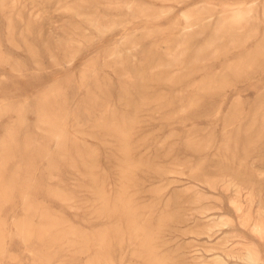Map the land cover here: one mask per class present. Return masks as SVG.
I'll list each match as a JSON object with an SVG mask.
<instances>
[{
    "label": "rangeland",
    "instance_id": "rangeland-1",
    "mask_svg": "<svg viewBox=\"0 0 264 264\" xmlns=\"http://www.w3.org/2000/svg\"><path fill=\"white\" fill-rule=\"evenodd\" d=\"M263 1L0 2V155L10 153L0 159V192L6 194L0 198V264H41L42 255L46 264H94L95 246L82 242L105 221L96 216L93 177L113 197L126 189L142 215L155 220L174 213L162 228L152 226L155 252L166 264H253L217 248L232 228L257 241L238 224L230 203L237 197L245 201L246 191L213 190L190 179L185 141L194 131L219 144L226 118L231 138L240 140L238 156L246 131L255 138L264 120ZM237 2L252 4V19L216 30L227 6ZM182 11L194 13L192 25L184 24ZM51 89L63 92L58 104L43 102ZM40 104L57 127L42 123ZM125 129L133 169L123 180L122 142L115 130ZM260 138L255 143L261 156L250 155L242 165L249 171L254 161L262 169L254 198L264 203V135ZM190 186L208 196L201 203L212 207L210 217L224 214L232 226L190 232L202 216L190 214ZM43 230L50 241L45 246L36 238ZM120 242L114 264H146L132 255L136 243L130 245L127 237Z\"/></svg>",
    "mask_w": 264,
    "mask_h": 264
},
{
    "label": "bare ground",
    "instance_id": "bare-ground-1",
    "mask_svg": "<svg viewBox=\"0 0 264 264\" xmlns=\"http://www.w3.org/2000/svg\"><path fill=\"white\" fill-rule=\"evenodd\" d=\"M13 1L14 0H0L1 3L7 4L9 2L13 3ZM69 9L73 10L74 8L69 7ZM252 10V4L245 5L241 2L229 4L227 6V13L219 20L216 30H220L221 28L227 26L239 27L243 24H246L248 19L251 18L250 16H252L251 13H254ZM76 14H79V12L76 11ZM181 19L184 21L186 26H189L195 22V15L192 12L182 11ZM88 22L94 27H99V21L95 17H89ZM252 25H254V22ZM120 59L121 58L119 56L117 60ZM0 61L4 62L3 56L1 54ZM114 61L116 62V59H113V62ZM62 96L63 92L60 89H51L46 94L43 102L48 103L49 101H53L54 103L58 104V102L63 100ZM235 109L236 106L233 108V112L230 114L229 120L234 117L236 113ZM37 110L42 117L41 121L44 125H52V127L56 125L58 126L57 122L52 121L51 123L49 120L50 116L46 112L45 104H40L37 107ZM51 116L55 119H58V116L56 115ZM255 122L256 120L253 119V124L251 123L252 126L255 124ZM123 125L125 126L127 123H123ZM230 125H232V122H227L226 118L222 129V138L219 139V144L215 137L208 138L207 136L205 138H198L194 131L187 133L185 146L189 153L185 171L190 179L200 181L209 189L223 191L229 189V187H233L235 194H240L242 190L246 191L247 197L245 196V201L240 200L237 197L236 199L231 198L230 203L234 205L235 210L238 213V224L241 227L247 229L249 232H252L257 238V241L247 238L244 234L232 228L230 231L225 232V234L221 237V240H219L217 243V248L220 250L221 254L226 257L246 260L253 264H264V203L260 199L255 200L254 198V188L257 185H260V182H255V177L263 171H261L262 169L260 168H255V165H253L254 161L249 162V164L252 165V169L249 171H246L245 167L242 165L246 158L250 155L252 156L251 158H259L261 156L260 148L255 142L257 141L256 139L259 140V138L264 135V120L262 121L261 127L255 130V138H251V135L248 134L250 132L249 130L246 131L244 137L245 143L240 156L237 155L238 143L240 140L238 135L234 138H231L229 128ZM251 128L252 127L249 129ZM129 131L130 129L115 130V132L119 135V140L122 142L121 151L124 156V161L123 167L120 170V177L123 180L127 179L130 171L133 169L131 159L129 157V151L132 148L129 142ZM51 134L53 138L58 140L57 135H55L53 131ZM261 140L262 138H260V141ZM248 146H250L249 151L247 150ZM63 149V147H59L57 149L56 153L60 157L63 156ZM46 155L47 154H43L41 157H47ZM87 155L91 160H93L92 154L89 153ZM195 155L197 156L196 158ZM3 157H10L8 150L0 155L1 160ZM89 174L92 175V173ZM90 179V188L96 197L95 201H98L96 216L99 218V220L105 217L104 225L101 229L94 233L83 236L82 242L85 243V245L88 246L90 244L95 246L92 257L93 263L114 264L116 257V252L114 253V246L116 244V247H118V245L121 243L120 241L127 237L130 245L136 243V247L132 250V255L142 258L146 264H166L165 258L159 257L155 252V247L153 246L155 237L153 236L152 228H162L165 225L164 222L166 221V217L171 219L174 216V213L161 215L154 220L148 215H142L135 209L131 203V200L126 195V189L123 188L117 195L113 197L106 193L104 183L102 181L100 182L95 177ZM189 189L192 191L189 198V210L193 211L190 214L191 216H194L195 213H199L200 216L202 215L201 218H196L198 221L196 224L191 226L190 232L197 235L208 234L216 226H232L233 220L227 219L224 214L217 215V217H210L207 211L212 209V207H208L207 205L201 203V201H205L204 199L208 196L194 186H190ZM1 196H6V194L0 192V198ZM198 202H200L199 205H195ZM46 235L47 231L45 230L40 231L38 235H36L38 241L44 246L50 242L47 240ZM56 241L57 240H54L53 243H57ZM217 257L219 258V255ZM47 258L48 257L42 255L39 258L40 263L46 264Z\"/></svg>",
    "mask_w": 264,
    "mask_h": 264
}]
</instances>
